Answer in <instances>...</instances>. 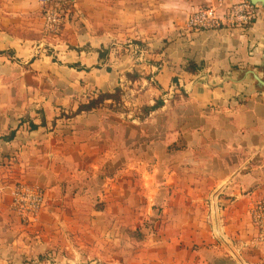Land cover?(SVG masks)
<instances>
[{
	"label": "crops",
	"instance_id": "0c3cea01",
	"mask_svg": "<svg viewBox=\"0 0 264 264\" xmlns=\"http://www.w3.org/2000/svg\"><path fill=\"white\" fill-rule=\"evenodd\" d=\"M220 1L240 0H80L63 35L51 39L39 1L0 0V264L91 259L71 230L107 228L108 212L124 211L126 200L107 188L110 176L92 177L87 166L106 164V172L117 164L122 176L127 162L149 184L152 204L174 215L138 264H264L249 214L264 196V95L240 73L261 62L251 49L264 45V14L247 30L188 28L191 14ZM190 61L197 73L184 70ZM83 86L129 96L120 109L109 100L66 120ZM16 183L46 190L36 226H21L11 211ZM101 190L107 204L96 210L91 200Z\"/></svg>",
	"mask_w": 264,
	"mask_h": 264
},
{
	"label": "rangeland",
	"instance_id": "374dc122",
	"mask_svg": "<svg viewBox=\"0 0 264 264\" xmlns=\"http://www.w3.org/2000/svg\"><path fill=\"white\" fill-rule=\"evenodd\" d=\"M259 9L261 11V16L262 14H264V7L262 5H259ZM45 38L48 39L46 36ZM143 49L145 54L146 49ZM47 53L52 56L55 55L54 50H48ZM256 54H260L261 57V62L259 63V65L254 66L253 69L240 70V73L244 78L248 77L249 81L251 82V84L249 85L252 86V90L254 92H258V94L264 95V92L257 88V84L254 79L251 76H246L245 74L248 70H255L257 73L264 76V45L255 44V46L251 49V55L253 57ZM128 78L137 79L134 75H131ZM97 91L98 88H95L89 89V91L86 92L83 86V90L81 91V93H79V105L77 111L79 110L81 104H85L82 102L88 100L90 97L93 96L94 93L98 95L94 99H98L99 96L102 95L101 93H97ZM122 95L123 94L121 92V96ZM121 96L119 101H112L114 107L117 109H120L124 106L121 100ZM123 96H126V98H128L129 95L126 93ZM74 104L75 107H77L76 103L74 102L72 103V106H74ZM106 105H111L109 104V100L103 103V105L100 106L98 109L104 108ZM147 109L148 108L145 109V113L148 112ZM77 111L74 113V115L71 113H62L61 117H64L67 120L71 116L74 117ZM105 166L107 165L104 164L102 168V165L99 164L94 167L90 165L87 167H89L91 171L90 174L92 177L100 174H106L108 175V177L110 176L107 188L113 187L119 189V191H124V198L126 200L124 204L126 206L125 210L117 212L115 209H113L109 211V225L107 226V228L103 227L101 224L99 226H96L95 224L90 225L87 228H73L71 230V237L73 238L71 239H73V241L77 240V243H80L82 241L85 244L82 248L86 251L85 256L91 257V259H86V262H84L85 264H138L139 258L141 256L145 258V255H148L149 249L152 247V244H155V239L157 237H160L161 235L166 234L167 221L174 215L170 211H165V206H160L159 204H152V200L149 195V184L146 183V180L141 176L140 172L130 169L132 164H129L128 162L126 163L124 168V174L122 176L118 174L117 164H110L106 172L103 171ZM94 179L97 178L95 177ZM15 180L16 179L11 178V181L15 182ZM102 186L103 183L99 180L98 182L96 181L94 185V187ZM103 194L104 193L101 190V196H94L91 200L96 210H100L107 204V202L104 200L105 197L102 196ZM114 198V203H116V197ZM88 217H90L89 220H92L91 216ZM85 220H83L82 223H85ZM94 220H96V216H94ZM16 229L18 231H21V227L19 226H16ZM26 232L31 239L37 237L38 235V233L34 231V229H31L30 231ZM20 235L21 234L19 232L18 236L20 237ZM69 253V250L64 249L61 254H63L62 256H64ZM32 261H30L31 264H33ZM222 263H233V261L229 259H223L218 264Z\"/></svg>",
	"mask_w": 264,
	"mask_h": 264
},
{
	"label": "built area",
	"instance_id": "2783aa9c",
	"mask_svg": "<svg viewBox=\"0 0 264 264\" xmlns=\"http://www.w3.org/2000/svg\"><path fill=\"white\" fill-rule=\"evenodd\" d=\"M43 14V33L51 39H60L69 20L76 14L80 0H37ZM259 5L248 0L234 4L220 1L218 5H207L191 14L188 28L196 32L217 30L224 26L249 29L260 17ZM138 53L144 49L133 45ZM11 211L21 225L36 226L40 223L46 206L45 188L28 183H16L11 190ZM256 232L255 244L264 246V196L255 200L249 210Z\"/></svg>",
	"mask_w": 264,
	"mask_h": 264
},
{
	"label": "trees",
	"instance_id": "16d2710c",
	"mask_svg": "<svg viewBox=\"0 0 264 264\" xmlns=\"http://www.w3.org/2000/svg\"><path fill=\"white\" fill-rule=\"evenodd\" d=\"M107 53H108V51L100 52V58L105 59V57L107 56ZM184 70L188 73H197L200 70V68L196 63H194L193 61H190ZM135 77L136 78L138 77L137 74H135ZM120 96H121V90H119V89L116 90L115 93L102 94L99 96L98 99H93L89 103L81 104V106L79 107V110L77 111L76 114H80L83 112H91L93 110H96L100 106H102L103 103H105L107 100L119 101ZM162 105H163V102L158 101L155 106L148 108L147 110H148V112L153 111V110L161 107ZM43 124H44V122H43ZM38 127H39V125H35L33 122L32 123L30 122V130H36ZM16 133H17L16 130L11 131V133L8 136L3 137V140H5V141L14 140Z\"/></svg>",
	"mask_w": 264,
	"mask_h": 264
},
{
	"label": "water",
	"instance_id": "95a60500",
	"mask_svg": "<svg viewBox=\"0 0 264 264\" xmlns=\"http://www.w3.org/2000/svg\"><path fill=\"white\" fill-rule=\"evenodd\" d=\"M254 5H262L264 7V0H248ZM246 76H251L257 84V88L264 92V76L257 73L255 70L246 71ZM222 264H233V263H222Z\"/></svg>",
	"mask_w": 264,
	"mask_h": 264
}]
</instances>
